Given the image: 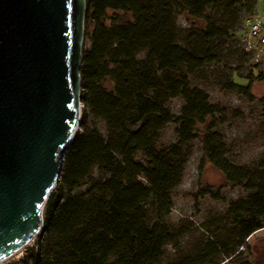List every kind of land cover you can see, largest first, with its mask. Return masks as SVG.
<instances>
[{
    "label": "trees",
    "instance_id": "16d2710c",
    "mask_svg": "<svg viewBox=\"0 0 264 264\" xmlns=\"http://www.w3.org/2000/svg\"><path fill=\"white\" fill-rule=\"evenodd\" d=\"M256 5L257 0H87L81 129L45 205L40 246L14 264H162L167 247L179 245L185 233L168 223L173 192L209 118L204 161L248 193L230 202L218 231L199 251L169 264H253L242 249L250 251V238L264 229V157L252 165L229 158L224 135L214 130L216 116H226V109L194 86L192 76L223 60L242 14L252 19ZM183 13L206 26L190 27L181 41ZM127 14L131 19L123 22ZM246 78V85L226 79L224 86L254 101V80L264 74L251 71ZM175 98L184 101L179 116L169 107ZM175 122L178 141L159 146L163 130Z\"/></svg>",
    "mask_w": 264,
    "mask_h": 264
},
{
    "label": "water",
    "instance_id": "95a60500",
    "mask_svg": "<svg viewBox=\"0 0 264 264\" xmlns=\"http://www.w3.org/2000/svg\"><path fill=\"white\" fill-rule=\"evenodd\" d=\"M87 0H0V263L43 229L81 125Z\"/></svg>",
    "mask_w": 264,
    "mask_h": 264
},
{
    "label": "rangeland",
    "instance_id": "374dc122",
    "mask_svg": "<svg viewBox=\"0 0 264 264\" xmlns=\"http://www.w3.org/2000/svg\"><path fill=\"white\" fill-rule=\"evenodd\" d=\"M264 0H257V6ZM257 15H260L257 12ZM264 19V14L262 15ZM131 19L127 14L123 22ZM251 18L242 14L239 27L228 42L223 60L207 66L200 73L192 76V84L208 91L211 101L226 109V116H216L214 130L222 133L228 145L229 158L239 165H252L264 157V79L254 80L252 92L254 101L238 92H231L224 86L226 79H233L241 84H248L246 76L253 71L255 75L264 74V52L261 61L256 63L255 50L248 45L249 22ZM178 25L182 40L186 38L192 26L203 29L204 20L190 18L186 13L179 14ZM88 42L85 39V46ZM264 48V46H263ZM110 88L111 83L105 82ZM184 101L175 98L169 103L172 112L179 116ZM213 120L209 118L200 125L199 136L192 143V153L186 164L180 185L173 192V208L168 217L172 228L184 229L179 245H170L166 249L162 264H169L178 256L199 251L202 244L219 229V219L227 212L231 201L245 196L244 187L228 183L224 173L210 162L204 161L203 138L207 134ZM105 132L102 121L97 122ZM178 123L167 126L161 135L159 146H169L178 141ZM81 129L79 126L78 130ZM44 230L26 247L1 262L14 264L25 259L32 250H37L42 241ZM250 251L243 248L244 257L253 264H264V229L254 234L250 240ZM220 264H237L225 260Z\"/></svg>",
    "mask_w": 264,
    "mask_h": 264
},
{
    "label": "built area",
    "instance_id": "2783aa9c",
    "mask_svg": "<svg viewBox=\"0 0 264 264\" xmlns=\"http://www.w3.org/2000/svg\"><path fill=\"white\" fill-rule=\"evenodd\" d=\"M248 45L255 50V61H261L264 52V20L260 15H255L249 22Z\"/></svg>",
    "mask_w": 264,
    "mask_h": 264
},
{
    "label": "crops",
    "instance_id": "0c3cea01",
    "mask_svg": "<svg viewBox=\"0 0 264 264\" xmlns=\"http://www.w3.org/2000/svg\"><path fill=\"white\" fill-rule=\"evenodd\" d=\"M257 12L262 16L264 14V1L257 6ZM264 20V19H263ZM264 49V48H263Z\"/></svg>",
    "mask_w": 264,
    "mask_h": 264
}]
</instances>
